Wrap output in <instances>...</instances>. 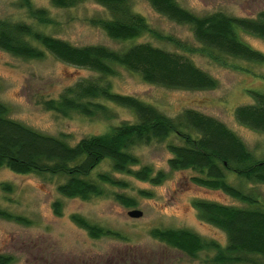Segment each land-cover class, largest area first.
Wrapping results in <instances>:
<instances>
[{
	"label": "trees",
	"instance_id": "trees-1",
	"mask_svg": "<svg viewBox=\"0 0 264 264\" xmlns=\"http://www.w3.org/2000/svg\"><path fill=\"white\" fill-rule=\"evenodd\" d=\"M86 1L51 0V4L68 9ZM93 1L104 7L107 15L93 17L91 23L110 38L136 40L149 34L172 44L177 51L150 42H138L124 50L102 44L76 45L44 29L55 23L48 9L35 6L31 0H20L28 19L0 17L1 49L23 59H43L51 53L61 61L98 74L67 86L57 98L47 100L46 107L64 115L75 111L89 118L110 119L114 115L110 103L132 110L137 120L113 125L105 133L90 135L72 144L66 135L47 134L12 118L10 105L0 101V169L8 168L19 174L63 176L65 181L58 185L62 195L89 200L104 195L107 185L127 186L113 174H94L105 160L111 162L114 172L133 174L152 183L162 182L166 178L164 171L154 174L148 165L133 169L140 158L132 149L175 136L182 143L168 142L173 155L170 168L195 170L198 173L192 178L195 183L222 190L241 204L209 199L193 201L200 218L226 234L225 243L206 239L188 228H154L152 236L190 257H197L202 251L212 252L211 264H264V197L241 185L247 181L264 185V158H257L222 121L194 109L171 117L151 103L116 92L108 79L117 74V67H123L140 74L149 83L167 88L215 89L217 79L198 66L191 55L199 53L218 63L220 57L230 56L264 64V53L241 36L246 32L264 39V9L256 16H237L222 10L197 14L177 0H147L156 12L190 26L199 44L196 46L152 27L145 15L134 10L132 0ZM250 93L254 103L237 107L236 118L264 132V93L254 90ZM229 172L236 175L239 186L229 180ZM3 188L10 190L11 185L5 183ZM115 195L126 206L137 205L132 198ZM54 206L60 214L61 202H55ZM0 218L29 223L26 217L1 207ZM73 219L94 238L119 235L79 215ZM13 260L11 255L0 253V264H11Z\"/></svg>",
	"mask_w": 264,
	"mask_h": 264
},
{
	"label": "rangeland",
	"instance_id": "rangeland-1",
	"mask_svg": "<svg viewBox=\"0 0 264 264\" xmlns=\"http://www.w3.org/2000/svg\"><path fill=\"white\" fill-rule=\"evenodd\" d=\"M35 6L49 10L55 19L44 29L76 45L102 44L124 50L138 42H150L169 50L177 48L167 41L145 34L136 40L118 41L91 23L96 16H106L104 7L93 0L72 8H56L51 0H31ZM183 7L206 14L222 10L237 16H256L264 9V0H177ZM135 11L143 14L152 27L165 35H172L198 46L190 26L179 24L156 12L147 0H132ZM0 17L28 19L27 10L20 0H0ZM245 42L264 53V39L250 33H241ZM196 64L218 81L215 89L186 90L167 88L145 81L143 77L123 67L108 77L116 92L135 96L158 107L171 117L187 109H194L212 116L232 129L259 159L264 158V132L241 123L236 118L239 106L254 103L250 91L264 93V64L247 62L222 56L218 63L199 53L191 55ZM98 75L86 68L77 67L48 53L43 59H23L0 48V101L10 105L11 117L38 131L51 135H66L75 144L84 137L105 133L111 126L122 122H135V113L122 106L108 105L113 117L89 118L78 112L64 115L48 109L45 102L57 98L67 86L83 78ZM182 143L172 136L164 142H153L132 149L140 162L133 167H152L154 174L166 173L160 183L142 180L129 173H118L109 160L95 170L115 175L127 183L126 187L106 186L102 196L89 200L62 195L58 185L65 177L51 174H19L8 168L0 169V207L22 215L29 223L0 218V253L13 257L11 264H211L212 252L202 251L190 257L181 250L167 246L152 236L154 228H188L206 239L222 243L226 234L203 221L193 201H212L240 205L241 202L219 189L195 183L198 173L193 169L172 170L169 160L173 156L168 142ZM229 180L239 186L240 181L232 172ZM11 185L10 190L3 184ZM247 191L264 197V185L247 181L241 184ZM122 194L137 202L129 207L115 194ZM61 202L58 214L54 203ZM140 210L139 217L131 210ZM79 215L101 227L117 232L118 236L92 237L73 219Z\"/></svg>",
	"mask_w": 264,
	"mask_h": 264
},
{
	"label": "water",
	"instance_id": "water-1",
	"mask_svg": "<svg viewBox=\"0 0 264 264\" xmlns=\"http://www.w3.org/2000/svg\"><path fill=\"white\" fill-rule=\"evenodd\" d=\"M129 214H130L131 216L139 217V216H141L143 213H142V211H140V210H136V209H134V210H131V211L129 212Z\"/></svg>",
	"mask_w": 264,
	"mask_h": 264
}]
</instances>
